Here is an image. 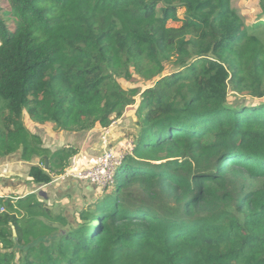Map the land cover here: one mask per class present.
Wrapping results in <instances>:
<instances>
[{
  "label": "trees",
  "instance_id": "1",
  "mask_svg": "<svg viewBox=\"0 0 264 264\" xmlns=\"http://www.w3.org/2000/svg\"><path fill=\"white\" fill-rule=\"evenodd\" d=\"M131 69L156 78L139 98ZM132 104L131 153L73 223L0 197V264H264V42L230 0H0V158L47 156L48 183L75 150L24 114L82 131Z\"/></svg>",
  "mask_w": 264,
  "mask_h": 264
},
{
  "label": "crops",
  "instance_id": "2",
  "mask_svg": "<svg viewBox=\"0 0 264 264\" xmlns=\"http://www.w3.org/2000/svg\"><path fill=\"white\" fill-rule=\"evenodd\" d=\"M112 123L114 125L115 121ZM30 124L32 127L27 128L41 136L42 146L51 153L65 147L75 150V154L70 158L68 165L76 160L80 166H87L104 149L101 143L104 128L94 127L82 131H61L48 123L43 125L31 121ZM112 125L109 127L108 147H119L127 141L125 140L126 135L129 134L130 136L136 133L125 132L123 128ZM31 166H39L47 173L50 172L47 156L23 161L20 152H16L0 158L1 198H9L14 201L19 197L33 193L39 201L49 208L53 215H60L66 221L73 223L82 208L95 203L106 193L88 181L62 178L60 174L51 173V180L48 183H35L29 177ZM52 225L60 227L58 223Z\"/></svg>",
  "mask_w": 264,
  "mask_h": 264
},
{
  "label": "rangeland",
  "instance_id": "3",
  "mask_svg": "<svg viewBox=\"0 0 264 264\" xmlns=\"http://www.w3.org/2000/svg\"><path fill=\"white\" fill-rule=\"evenodd\" d=\"M230 5L231 7L237 12V14L240 16L241 21L244 24V27L249 31V32H254L258 38L264 42V0H230ZM183 14V10L179 11V15ZM173 66L171 63H166L165 64V70L163 73H167L168 71H171ZM153 80H145L143 79L140 75H138L136 72H134L131 69V77L129 80L127 79H119V83L121 84L122 87L126 89H134L138 92L136 97L139 96V92H141L143 89L150 87L153 83ZM139 98V97H138ZM137 98V99H138ZM235 100V95L233 93L229 94V101L233 102ZM246 102H256V100H251L246 101ZM23 122L27 127H32L31 126V121L28 119L27 115L24 114L23 117ZM136 114H135V106L128 105L125 110L123 115L120 118H116L113 121H115V124L112 125L114 127H119L123 128L125 132H132V133H137L138 132V127L136 125ZM49 125H53L52 123H48ZM45 125V124H43ZM133 135V134H132ZM131 136L126 135L125 140L126 142H131V148L133 146V141L130 138ZM125 144L119 145V147H116V150L125 154V152H128L127 146ZM131 153V149L127 154ZM108 190L106 189V193Z\"/></svg>",
  "mask_w": 264,
  "mask_h": 264
},
{
  "label": "built area",
  "instance_id": "4",
  "mask_svg": "<svg viewBox=\"0 0 264 264\" xmlns=\"http://www.w3.org/2000/svg\"><path fill=\"white\" fill-rule=\"evenodd\" d=\"M113 122V121H112ZM111 123L110 125H112ZM103 129L101 143L103 150L96 155L92 162L87 166H80L76 160H73L61 173L62 178H73L76 180H85L96 185L101 191L112 187L115 181L116 173L122 164L123 158L131 148V142H126L128 152L125 154L119 152L114 147H108L109 127ZM133 147V146H132ZM4 209L0 205V212Z\"/></svg>",
  "mask_w": 264,
  "mask_h": 264
},
{
  "label": "water",
  "instance_id": "5",
  "mask_svg": "<svg viewBox=\"0 0 264 264\" xmlns=\"http://www.w3.org/2000/svg\"><path fill=\"white\" fill-rule=\"evenodd\" d=\"M46 164V163H45ZM54 227L58 228L59 230L61 229L58 225H55Z\"/></svg>",
  "mask_w": 264,
  "mask_h": 264
}]
</instances>
